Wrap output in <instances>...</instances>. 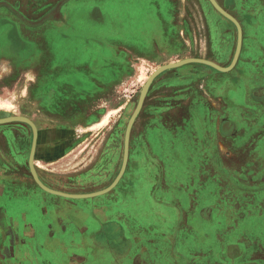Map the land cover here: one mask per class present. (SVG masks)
Listing matches in <instances>:
<instances>
[{
	"label": "crops",
	"instance_id": "crops-1",
	"mask_svg": "<svg viewBox=\"0 0 264 264\" xmlns=\"http://www.w3.org/2000/svg\"><path fill=\"white\" fill-rule=\"evenodd\" d=\"M81 3H92L84 15L77 11ZM186 6L187 0H0V17L5 16L0 23L40 33L39 42L23 36L24 46L39 48L40 56L32 59L49 70L38 75L31 69L26 79L50 81L49 95L77 97V111L84 112L77 125L95 129L106 125L96 126L113 110L105 107L104 98L111 95L112 80L126 81L135 64L142 87L149 76L140 80L144 63L153 72L187 58V49L196 47ZM262 10L250 12L252 26L239 23L241 46L230 70L188 62L156 75L133 123L137 130L130 136L125 169L106 192L70 198L39 191L38 199L31 185H24V196L16 201V187L0 183L5 197L0 264H264V30L262 43L249 35V28L260 29L256 22ZM126 21L138 25L125 35L118 27ZM92 24L102 29H89ZM235 49L227 65L217 64L228 66ZM194 67L201 71L193 76L189 98L153 105L163 75L187 74ZM218 80L224 83L218 85ZM168 81L175 84L169 91H178L180 81ZM96 95L103 98L97 102ZM68 111L47 112L48 125L34 120L40 128L36 142L54 145L73 138L65 129L71 126ZM62 149L36 147L35 154L43 164L57 166ZM9 173L0 179L8 183ZM26 194L33 200L29 211ZM53 203L63 211L54 212ZM74 207L78 213L70 212ZM60 223L75 227L77 239H87L86 233L101 224L112 226L109 232L116 234L119 225L123 248L105 255L58 250L65 237H51L47 231Z\"/></svg>",
	"mask_w": 264,
	"mask_h": 264
},
{
	"label": "rangeland",
	"instance_id": "rangeland-1",
	"mask_svg": "<svg viewBox=\"0 0 264 264\" xmlns=\"http://www.w3.org/2000/svg\"><path fill=\"white\" fill-rule=\"evenodd\" d=\"M92 1L94 2L95 0ZM88 4L89 6L84 3L77 5V11L80 15H84L92 3ZM240 4L243 15H237V13L236 15H233L227 9L225 11L234 17L239 23L252 26L253 24L249 20L251 15L250 12L263 8L264 0H245L244 2L240 1ZM231 6V3L228 2L227 7ZM141 11L144 13V6H142ZM185 14L187 16V24L190 26L188 28L191 30L190 32L193 33L192 46L196 45V47L187 49V56H218L219 59L222 57V64L227 65L230 60L229 56H231L236 46L237 28L235 24L217 11L209 0H187ZM3 17L5 16H1L0 18ZM4 23H7V20H4ZM125 23L126 25L123 27H118L120 30H125L123 31V34L125 35L130 29H136L135 25H138V23L135 22L132 24L130 21H126ZM263 23L264 13L262 10L261 14L257 16L256 22V24H261L260 29L259 25L258 27L249 28L252 30V33H249L251 38L253 35H257L261 43L263 41V32L260 30H264ZM93 25L94 24L88 28L99 31L102 29V27L96 25L93 27ZM108 27V30L110 31V26ZM114 29L115 28H112V32ZM23 36L28 39V41L31 39L39 42L40 33L19 32L16 31L13 26H8L7 24L2 25L0 23V118L14 115L27 117L33 122L37 119L46 122L48 121L45 116L47 112L55 110L62 113L64 109H69L68 117L71 121L65 119V124L69 125L70 122L71 126L69 125L70 127L65 129L69 131L68 136L73 137L72 139H74H71L70 142L73 143H70L68 142L70 138H63L65 143L60 145V147H63V157L57 166H52L53 164L50 163L43 164L42 159L34 154L33 159H35L36 163L34 166L35 171L37 164L41 165L42 169H44L43 171L48 173V183L46 182L48 186L56 187L62 185L61 189H65L66 181L64 183V180L67 179L68 176H74L75 174L78 175L80 174V171L86 170L90 166L89 164L92 160L89 161L86 159L90 156L93 157L92 153L107 152L114 154L118 157L120 163V158L123 157L124 152L126 125L137 104V95L141 89V82L137 79V68L135 64L132 66L133 73L131 74V77L126 81L118 83V81L112 80L110 82L112 84L110 85L112 86L111 95H106L104 98L107 100L105 107H111L113 110L111 111V114L107 113L101 121L96 124V126H101L104 123H106V125L95 129H86L77 125L83 123L82 114L84 113H79V111H77L80 106L77 97H58L56 95H49L48 93L51 91L50 88L48 89V86L51 85L50 81L41 80L36 77L32 80L26 79V75L31 69L36 70V73L39 75L40 72L44 73L46 70H49V67L47 68L48 65H40L36 63V59H38L41 54L40 49H32L31 47L24 46L25 42ZM220 37L224 39V45L222 49H217V42ZM218 50H222V52H218ZM143 66V74H141L140 80L146 78L152 71L151 65L144 63ZM52 88L56 89V85L52 84ZM93 98L98 102L103 97L96 95ZM95 107H97V105H95ZM95 111H97V109ZM46 123L48 125V122ZM36 129L38 135L40 128L36 126ZM136 130L137 129H135L132 124L130 136L136 134ZM31 142L32 128L25 121L19 120L0 123V175L9 171L10 176H12L10 168H13V166L18 170L19 175H16L15 178L12 176L11 179L8 180V182L11 183L10 185H16L17 201L20 196H23L20 193L23 185H31V190L35 193L34 196H37L36 198L38 199L39 194L42 193L39 191L47 193V191L39 187L35 182L30 168L27 166ZM102 163L103 161H101L99 165L97 164L95 168H101ZM56 179L62 181V183L59 182V185L55 182ZM0 181V183H7L6 180L4 181L0 179ZM54 189L61 191V189ZM0 208L2 209V207ZM20 209L19 206L17 210Z\"/></svg>",
	"mask_w": 264,
	"mask_h": 264
},
{
	"label": "flooded vegetation",
	"instance_id": "flooded-vegetation-1",
	"mask_svg": "<svg viewBox=\"0 0 264 264\" xmlns=\"http://www.w3.org/2000/svg\"><path fill=\"white\" fill-rule=\"evenodd\" d=\"M216 1L222 9L225 8L224 10H226V9L229 10V12H231L233 15H236V13H237V15H240L241 14L240 11H242L240 1L244 2L245 0H216ZM228 2L231 3V5H232L231 7H227ZM236 3H237V6H236ZM220 30H221V28H220ZM220 32L223 33L222 31H220ZM221 36H222V34H221ZM223 43H224V39H222L220 37L219 41L217 42V49L218 48L222 49L223 45H224ZM218 52H222V50H218ZM193 57H195V56H193ZM196 57L208 59V60H211L215 63H218V62L222 63V60H221L222 57H221V59H219L218 56H209V57L208 56H204V57L196 56ZM231 57H232V54H231ZM231 57H230V59H231ZM199 71H201V70L197 69V67H194L192 70L190 69V72L187 74H184V73L183 74L182 73L181 74H174L173 72H171V74H169V75H168V73L163 75L162 79H160L161 81L159 80L160 82H159L158 86H156L158 91L152 97L153 98L152 99L153 105L155 107H158L161 105L166 106L167 104L174 103L175 101H182L185 98H189V97H187L186 92H187V94L189 93L188 88L190 87L191 83H193V82H191V81H193V76L195 75L196 77H198L197 75H198ZM174 78H176L180 81L178 84H176L178 87V91H176V92L175 91H169V89H168L171 86H175V84H171V83L169 84V81H168V80L174 79ZM206 81H207L206 83L208 84L207 86L208 87L211 86V85H209L210 84L209 81H211V80L209 79ZM221 83H224V82H221ZM221 83H219V80H218V85ZM212 86H215V83H213ZM223 87H224V85H223ZM176 95H177V97L175 99L174 96H176ZM145 102H146V99H145ZM71 139H69L68 142H70ZM72 140H74V139H72ZM70 143H73V142H70ZM37 144H38V146H37ZM39 144H40V146H39ZM60 145H63V141H61L59 143H55L54 145H51L50 143L41 142V141L36 142V147L38 149L50 148L52 146H60ZM100 155H104L103 157H105V159H103V158L98 159V157ZM86 160H89V161L92 160L91 163L89 164L90 166L86 170L80 171V174H78V175L75 174L74 176H68L67 179L64 180V183L66 181V183H65L66 188H65V190L61 189V191L73 193L72 190H76V189L78 190L79 188H81V189H86V193H90V192H95V191L101 190V189L107 187L110 184V182L114 179V177L118 174L120 167H121V163H122V158H120V163H119L117 156H115L114 154H111V153H107V152L96 154L94 156V158L90 156ZM101 161H103L101 168H95V166L97 164L101 163ZM33 165L34 166L36 165L35 159H33ZM27 166L29 168L28 161H27ZM10 169H11V175L14 178L16 175H19L18 170L15 169V166H13V168L11 167ZM43 170L44 169H42L41 165L37 164V167H36L37 175H38L39 179L42 181V183H44L46 186H48V184L46 183L47 182V176ZM68 179H70V180H68ZM69 181H71V182H69ZM10 184L11 183H9V182L7 184V186L10 188V190H12L14 187H16V185H14V184L10 185ZM51 188L54 189V188H57V186L51 187ZM67 189H69V190H67ZM24 190H25V188L22 187V191H24ZM22 191H20L21 195H23ZM82 192H76V193H82ZM2 196L3 195L1 194L0 195V205H3V203H4V202H2L3 201L2 199H4L5 197L2 198ZM26 196H28L27 197L28 201L26 202L28 204H26V205H28L27 209L29 211L30 210L29 204L32 203L33 200L30 199L29 194L28 195L26 194ZM51 208L54 212L57 210L60 212L63 211L62 209H57V205L55 203H53ZM78 211L79 210L76 209L75 207L70 209V212L74 213V214L76 212L78 213ZM73 228L75 229V227H73ZM73 228L71 229L70 226L66 227V225L64 223H60L56 229L55 228L48 229L47 233L51 237H57V236L60 238L65 237V240H63L61 242L59 241L60 245H58V247H59L58 250H61V251L67 250V251H71V253L73 250H76V251L78 250L82 253L85 250H91L92 254L105 255V254H115V253L111 252V249L113 251L115 250V251H117V253H119V251L122 250V248H123V244L121 243V241H119V239H117L119 231L121 229L119 225H118V227H116L117 229L115 228V230H117L116 234H111L109 232V230L113 227L110 225L101 224L100 226H98V229H96L94 231L91 230L90 233H86V237H88L87 239H77V234L80 235V233L74 232ZM117 232H118V234H117ZM43 249H47V248H43ZM51 249H53V247H51L50 250Z\"/></svg>",
	"mask_w": 264,
	"mask_h": 264
},
{
	"label": "water",
	"instance_id": "water-1",
	"mask_svg": "<svg viewBox=\"0 0 264 264\" xmlns=\"http://www.w3.org/2000/svg\"><path fill=\"white\" fill-rule=\"evenodd\" d=\"M209 1L215 7V9H217V11H219L225 17L230 19L235 24V26L237 28V44H236L235 53H234V56L232 58L231 63L228 66H221V65H219V64H217L211 60H208V59L199 58V57H187V58L181 59L179 61H176L174 63L163 64L160 67L156 68L153 72H151L149 74L148 78L145 80L143 86L140 89L137 104H136V106H135V108H134V110H133V112H132V114L128 120L127 125H126L125 136H124V152H123L120 170H119L118 174L116 175V177L114 178V180L107 187H105L101 190L95 191V192H90V193H69V192H64V191H60V190H55V189H52V188L46 186L44 183L41 182V180L37 176V173H36L34 165H33V157L35 154L36 140H37V129H36V125L34 124V122L27 117L14 116V115L4 117V118H0V123L10 122V121H19V120L21 121L22 120V121H25L26 123H28L30 125V127L32 128V142H31V147H30V151H29V155H28V164H29V168H30V171L32 173V176H33L35 182L39 185V187H41L42 189H44L45 191H47L49 193L61 195L64 197H70V198H72V197H90V196H94V195H98V194L106 192L113 185L116 184V182L118 181V179L120 178V176L122 175V173L125 169L126 162H127V156H128V147H129V138H130L131 126H132L139 110L141 109L146 91L148 90L152 80L156 77L157 74H159L161 71H163L165 69L176 67V66H179L181 64L188 63V62L204 63V64H207V65L214 67L215 69H217L219 71H228L232 68V66L234 65V63L238 57L239 51H240L241 38H242L241 26H240L239 22L234 17L229 15L224 9H222L219 6V4L217 3L216 0H209Z\"/></svg>",
	"mask_w": 264,
	"mask_h": 264
}]
</instances>
